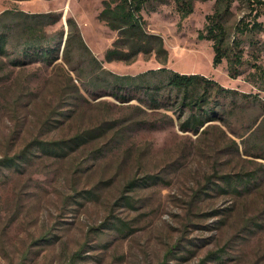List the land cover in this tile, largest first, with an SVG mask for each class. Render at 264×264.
Wrapping results in <instances>:
<instances>
[{"label": "rangeland", "instance_id": "rangeland-1", "mask_svg": "<svg viewBox=\"0 0 264 264\" xmlns=\"http://www.w3.org/2000/svg\"><path fill=\"white\" fill-rule=\"evenodd\" d=\"M104 1L0 0V14H58L46 43L62 44L55 63L25 57L20 33L0 56V161L25 156L0 162V264H264V84L251 68L232 79L226 60L214 67L212 42L198 36L215 0H195L185 19L175 0L144 7L166 64L154 52L107 61L118 32L99 18ZM233 12L232 25L250 14L242 0ZM70 20L92 55L77 45L68 64ZM92 58L119 75L200 73L240 95L198 132L185 130L191 112L180 99L160 92L155 108L129 91L122 101L97 86L109 76ZM88 131L95 137L66 157L34 142ZM224 176H240V193L223 190Z\"/></svg>", "mask_w": 264, "mask_h": 264}, {"label": "trees", "instance_id": "trees-1", "mask_svg": "<svg viewBox=\"0 0 264 264\" xmlns=\"http://www.w3.org/2000/svg\"><path fill=\"white\" fill-rule=\"evenodd\" d=\"M160 1H104V8L99 18L112 30L118 32L113 47L106 52L108 62L130 63L142 53L151 55L154 52L162 57L159 60L162 64L167 63L168 52L164 47L163 38L147 31L146 21L142 15L145 6ZM175 1L182 19L193 13L195 0ZM237 1L240 0H215L214 12L207 15L206 26L200 31L198 37L212 42L214 67H218L226 60L228 74L232 79L242 75L246 67L251 68L250 77L262 86L264 84V44L260 42L259 36L264 32V19L261 20L264 17V0H242L250 14L243 16L232 25L230 22L234 16L233 5ZM59 19L58 14H31L21 10L4 11L0 14V56L9 54L12 41L17 34L21 33L24 39L25 57L55 63L59 59L62 44L46 43L52 38L48 36L45 28L56 24ZM70 26L71 34L62 50L68 64L77 45L92 55L79 33L77 24L70 20ZM19 62L20 60L14 61L15 64ZM95 65L109 76V80H103L97 86L110 89L112 95L122 101L127 99L129 91L145 92L155 108L162 105L158 97L160 92H168L170 96L174 95L176 99H180L181 108H188L191 112L183 129L191 128L194 132H198L204 124L217 119V111L222 108L224 100L234 99L240 95L237 90L224 87L217 80L200 73H180L168 67H161L151 68L136 75H119L104 69L99 60L92 58V66ZM93 132L78 133L70 139L37 138L34 142L39 151L48 156L66 157L95 137ZM24 158V154H15L13 157L3 158L0 162L4 166H18L19 163L16 160L23 161ZM222 179H224V191L240 193V176L235 179L224 176ZM127 203L130 202L127 201ZM125 225L122 224L121 229H124Z\"/></svg>", "mask_w": 264, "mask_h": 264}]
</instances>
